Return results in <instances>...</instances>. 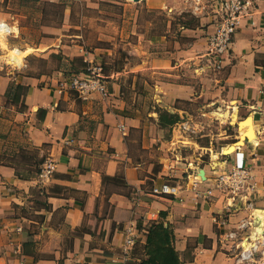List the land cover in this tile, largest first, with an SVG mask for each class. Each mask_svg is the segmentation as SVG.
<instances>
[{
  "label": "crops",
  "instance_id": "1",
  "mask_svg": "<svg viewBox=\"0 0 264 264\" xmlns=\"http://www.w3.org/2000/svg\"><path fill=\"white\" fill-rule=\"evenodd\" d=\"M43 1L60 4L62 22L52 26L43 20L46 34L27 55L45 60L62 53L70 61L51 72H37L26 64L23 73H0V264H134L145 257L151 221L171 228L182 264H233L220 239L225 228L213 218L229 217L230 227L253 212L260 225L255 211H264V0H255L252 14L240 19L220 68L197 75L188 63L204 49L217 21L212 0H205L203 12L194 14L196 26L180 23L183 42L175 40L164 51L141 47L139 5L170 16L187 11L188 0ZM78 2L98 11L124 6L117 20L120 35L124 24H132L126 34L132 35L131 52L151 64V74L158 78L155 101L175 120L213 118L225 107L242 122L251 117L253 139L245 136L247 126L239 128L238 121L237 130L224 137L213 130L187 132L177 121L148 125L153 113L146 118L131 111L119 85L108 80L110 95L105 98L96 92L87 99L75 90L59 92V82L76 70L73 57L90 62L104 49L91 46L94 53L87 51L79 43L80 33L64 32L74 24L71 13ZM129 7L132 15L126 16ZM82 20L78 23L83 25ZM171 25L168 20L164 33L152 34L150 42L163 41ZM12 82L22 85L18 103L5 96ZM176 102H196L198 112L191 114ZM227 138L232 140L227 145L233 144L230 154L220 150ZM46 158L54 161L55 170L41 183L38 169ZM234 166H248L253 174L257 190L252 211L227 210V199L218 191L207 200L195 196L193 181L204 189L213 184L216 173ZM162 183L185 187L182 198L152 194L151 188ZM130 225L135 243L123 261Z\"/></svg>",
  "mask_w": 264,
  "mask_h": 264
},
{
  "label": "rangeland",
  "instance_id": "2",
  "mask_svg": "<svg viewBox=\"0 0 264 264\" xmlns=\"http://www.w3.org/2000/svg\"><path fill=\"white\" fill-rule=\"evenodd\" d=\"M128 1H131V4L134 0ZM113 5L114 6L110 10L98 11L94 8H86L84 4L82 5L79 2L75 4L71 13V21L74 22V24L70 28L65 27L64 32L68 34H74L75 32L80 33L82 38H79V43L82 44L87 51L94 53L93 49L90 48L91 46H99L104 49L97 50V53L92 58L93 60L90 62L84 60V57H79L78 59L73 57L71 61L72 63L74 62V64H72L74 65L73 69H76V73L79 74L84 72L87 67L101 66L102 74L106 80L119 85L121 93L129 101L127 105L130 107L131 111L142 113L146 118H148L146 115L147 113H153L155 119L152 120V117H150L151 121H148V125L151 124L150 122H155V124L158 122V124H160L161 111H165V108L161 107L158 102L155 101L153 86L158 78L151 74L152 68L149 61L147 62L146 59L135 56V54L131 52V46L128 41L130 42L132 40V35L129 33V35L126 36V34L130 32V29L132 30V24H124L125 30L123 36L120 35L121 25L117 20L124 6L120 4ZM139 6L140 14L137 21V32L141 34V47L145 49L155 47L159 51H164L165 48L173 47L175 40L183 42L180 36V23L191 22L190 26L192 27L197 24V17L191 12V6L188 7L187 11H174L170 13V16L161 10L149 9L143 4ZM35 7L36 6L33 4H22L19 0H0V18L9 26H16L18 28V35L12 33L5 38L3 44H0V47H2L0 48L1 74L8 71L10 72V65L7 64V51L10 52L14 47L19 48L14 50L16 54H12V59L18 61L20 57L17 54H20V51H22V55H27L32 51L31 47L37 44L41 37L46 34L42 32V25H44L43 20H49L52 26L61 25L62 16L64 15L62 8L58 7V13L54 14L55 8L46 3L44 7L49 16L48 18L41 19L40 11ZM132 11V7L127 8L126 16H131ZM81 16H83V18H81ZM80 19H83V25L78 23ZM106 20H109L110 23H107ZM168 20L172 21L170 32L166 34L163 41L151 43L149 39L150 36L154 33H164ZM100 37L102 40H99ZM64 39L68 42L70 41L68 37ZM206 47L207 45L205 44L204 49ZM204 49L199 53L204 51ZM199 53H197V56ZM197 56L190 59L188 63L195 75L197 74L193 69L199 63ZM69 61L70 59L62 53H59L57 56L50 55L49 58L45 60H41L29 54L25 59L26 64L34 67L37 72H51L53 68L60 64L68 63ZM23 69H25V67ZM23 69L15 71L16 75L23 73L25 71L22 72ZM159 76L160 79L163 78V75ZM175 104L189 111L191 114L198 112L196 102H176ZM221 109L222 111L225 110L228 112L227 117H220L217 113L220 111H216L213 114L214 116H212L213 118L192 115L194 117L191 119L177 118L175 121L180 124L182 130H186L187 132L194 134L199 133L201 135L207 134V132L213 130L221 137L232 135L237 130V121L239 123V128L245 126L240 125L242 120H237L235 111L231 113L229 108L222 107ZM172 118L174 119V117ZM243 137L244 135L242 138ZM228 141L232 142V140L227 138L226 143L222 144L220 149L225 154H230L233 151L227 150L226 147L233 146V144L227 145ZM242 207L245 208L244 206ZM252 213L253 212H251V214ZM255 215H257L256 211ZM244 244V246H248V242L245 241Z\"/></svg>",
  "mask_w": 264,
  "mask_h": 264
},
{
  "label": "built area",
  "instance_id": "3",
  "mask_svg": "<svg viewBox=\"0 0 264 264\" xmlns=\"http://www.w3.org/2000/svg\"><path fill=\"white\" fill-rule=\"evenodd\" d=\"M188 1L192 13L203 12L206 5L205 0ZM212 1L213 4H216L217 21L212 31L207 34V47L197 56L199 63L193 69L196 74H203L220 68L224 56L232 47L233 35L240 24V19L252 14L255 0ZM15 49L19 48L14 47L10 52L7 51V64L10 65V73L13 75L15 71H20L26 66V55H22V51L19 50L20 54H17L20 60L12 59V54H16ZM65 90H75L82 99H87L94 92L99 93L104 98L110 95L107 80L102 74V67L99 65L87 67L84 72L79 74L65 75L59 82L58 91ZM261 92L264 93V83ZM54 170V161L46 158L38 172L40 182H48ZM197 183V181H193L191 185L197 198L207 200L213 198L215 191H218L222 195L224 194L227 199L225 207L227 210L242 206L246 209H254L252 199L257 187L248 166H234L216 173L213 177V184L204 189L198 188ZM184 188L180 184L162 183L153 186L151 193L154 195L178 196L180 199ZM228 218L225 215H220L214 217L213 221L225 228L220 239L228 247L233 264H264V231L261 234L258 232L259 225L254 222V215L251 214L249 217L242 219L237 225L230 227H228ZM245 241L248 242V246H244ZM134 243L135 234L132 232L130 225L125 230L123 261L128 259V251Z\"/></svg>",
  "mask_w": 264,
  "mask_h": 264
},
{
  "label": "trees",
  "instance_id": "4",
  "mask_svg": "<svg viewBox=\"0 0 264 264\" xmlns=\"http://www.w3.org/2000/svg\"><path fill=\"white\" fill-rule=\"evenodd\" d=\"M22 4H33L36 9L40 11L41 19L48 18V13L44 7L46 3L55 8L54 14L58 13L57 8L60 7L58 3L45 2L43 0H19ZM191 22H184V26H190ZM77 71H74V74ZM22 85L20 83L12 82L9 84L5 96L11 103H18ZM172 113L161 111L160 124H165L175 121L172 118ZM45 159L40 161V164ZM40 168L38 169V171ZM174 235L169 226L163 225L161 222L151 221L146 231L145 240V257L134 264H182L179 260L178 253L173 246Z\"/></svg>",
  "mask_w": 264,
  "mask_h": 264
},
{
  "label": "bare ground",
  "instance_id": "5",
  "mask_svg": "<svg viewBox=\"0 0 264 264\" xmlns=\"http://www.w3.org/2000/svg\"><path fill=\"white\" fill-rule=\"evenodd\" d=\"M218 111V110H217ZM221 111H222V109H221ZM218 112V115L220 116V117H227V115H228V112L227 111H222V112ZM224 119V118H223ZM252 121H251V117L249 116V117H247V119L245 120V121H243V122H240V125L242 126V125H246L247 126V128L245 129V131L243 132L245 135H247L248 136V138L250 139V140H252L253 139V137H254V130H253V126H252V123H251ZM241 141H242V139H241ZM241 141L239 142V143H241ZM227 148V150H229V151H231V150H233V146H229V147H226ZM257 216L256 217H258L259 219H260V225H259V227H258V232L261 234V233H263V231H264V220H263V213H264V211H260V210H257ZM263 230V231H262ZM262 231V232H261Z\"/></svg>",
  "mask_w": 264,
  "mask_h": 264
},
{
  "label": "clouds",
  "instance_id": "6",
  "mask_svg": "<svg viewBox=\"0 0 264 264\" xmlns=\"http://www.w3.org/2000/svg\"><path fill=\"white\" fill-rule=\"evenodd\" d=\"M12 33L18 35V28L16 26H9L2 18H0V44H3L5 38Z\"/></svg>",
  "mask_w": 264,
  "mask_h": 264
},
{
  "label": "water",
  "instance_id": "7",
  "mask_svg": "<svg viewBox=\"0 0 264 264\" xmlns=\"http://www.w3.org/2000/svg\"><path fill=\"white\" fill-rule=\"evenodd\" d=\"M247 138H248V136L247 135H245Z\"/></svg>",
  "mask_w": 264,
  "mask_h": 264
}]
</instances>
